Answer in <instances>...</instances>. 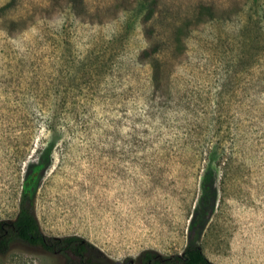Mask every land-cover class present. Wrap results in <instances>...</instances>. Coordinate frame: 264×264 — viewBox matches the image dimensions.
I'll list each match as a JSON object with an SVG mask.
<instances>
[{"label": "rangeland", "instance_id": "374dc122", "mask_svg": "<svg viewBox=\"0 0 264 264\" xmlns=\"http://www.w3.org/2000/svg\"><path fill=\"white\" fill-rule=\"evenodd\" d=\"M39 162L48 236L121 262L181 253L195 216L213 262L264 264V0H0V221Z\"/></svg>", "mask_w": 264, "mask_h": 264}, {"label": "trees", "instance_id": "16d2710c", "mask_svg": "<svg viewBox=\"0 0 264 264\" xmlns=\"http://www.w3.org/2000/svg\"><path fill=\"white\" fill-rule=\"evenodd\" d=\"M124 11L135 10L142 16L156 11L159 0H117ZM43 166L32 164L20 198L19 212L12 221H0V253L10 248L11 241L18 239L31 248L48 253L63 254L68 264H216L204 252L198 238L207 224V220L198 225L192 218L189 242L181 253L162 255L154 249L144 250L137 259L113 261L107 258L96 246L77 235L48 236L40 225L36 214V190ZM96 253V257L91 255Z\"/></svg>", "mask_w": 264, "mask_h": 264}]
</instances>
